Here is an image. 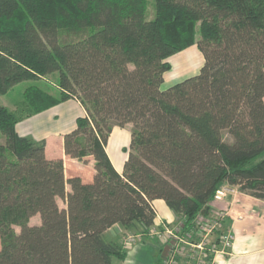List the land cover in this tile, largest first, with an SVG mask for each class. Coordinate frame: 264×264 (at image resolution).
Returning a JSON list of instances; mask_svg holds the SVG:
<instances>
[{"label":"trees","instance_id":"obj_1","mask_svg":"<svg viewBox=\"0 0 264 264\" xmlns=\"http://www.w3.org/2000/svg\"><path fill=\"white\" fill-rule=\"evenodd\" d=\"M147 1L0 0V95L53 74L59 90L32 85L18 109L0 104V264H121L105 232L148 230L154 200L186 224L224 185L264 200V0H152V14ZM193 45L198 73L161 87L167 58ZM68 97L85 115L64 151L93 157L90 183L15 130ZM126 124L118 173L105 146Z\"/></svg>","mask_w":264,"mask_h":264},{"label":"crops","instance_id":"obj_2","mask_svg":"<svg viewBox=\"0 0 264 264\" xmlns=\"http://www.w3.org/2000/svg\"><path fill=\"white\" fill-rule=\"evenodd\" d=\"M162 85L161 87L165 88ZM84 115L85 110L80 102L75 98L68 97L53 107L22 119L16 124L15 130L21 136L29 137L35 141L43 140L46 158L63 161L65 178L78 176L82 182L90 183L95 174L93 157H86V161L71 158L65 154L63 146L64 135L72 131L76 126L77 118ZM131 128V124H126L123 127L115 126L107 139L105 151L113 168L118 173L122 172L123 164L127 158L123 151L128 146ZM112 138L115 144L110 147L109 142ZM66 190H70L68 185ZM231 190L233 193H229L227 196H222L219 199L213 197L214 205L211 210L226 209L223 230H230L233 233L231 247L226 254L216 256V264H264V200L249 196L237 188H228V191ZM153 205L156 217L154 225L151 227L161 223L174 224L176 222L175 213L165 205L163 200H154ZM36 216L38 215L30 218L29 224L33 221V224H38ZM150 228L144 232L128 233L140 234L138 241L131 245H125L123 239L117 241L108 236L109 233L116 235L121 232L123 238L124 234L117 225L105 232L107 239L123 245L125 258L121 264L162 263L164 246L149 234ZM177 264H185V257L179 256Z\"/></svg>","mask_w":264,"mask_h":264},{"label":"built area","instance_id":"obj_3","mask_svg":"<svg viewBox=\"0 0 264 264\" xmlns=\"http://www.w3.org/2000/svg\"><path fill=\"white\" fill-rule=\"evenodd\" d=\"M225 191L227 187H220L214 198H221ZM211 213L198 214L190 224L176 219L174 224L161 223L150 228L149 234L164 246L161 264H177L179 256L185 257V264H216V256L227 253L233 235L230 230H223L226 213L218 210ZM213 235L216 240L211 239ZM139 238L140 234H127L124 244H134Z\"/></svg>","mask_w":264,"mask_h":264},{"label":"rangeland","instance_id":"obj_4","mask_svg":"<svg viewBox=\"0 0 264 264\" xmlns=\"http://www.w3.org/2000/svg\"><path fill=\"white\" fill-rule=\"evenodd\" d=\"M147 9L149 14H152L153 11V2L152 0L147 1ZM199 33H196V38L198 39ZM167 60L170 63V69L164 74V83H162L164 87H168L170 85H173L187 77L196 75L201 68L203 64V55L200 52V50L197 48L196 45H193L191 47H188L180 52H177L167 58ZM58 80L57 74H53L48 76L46 80H36V81H24L21 82L17 85H15L7 94L5 95H0V104L5 105L9 110L14 111L15 109H18L22 103L24 102V97H23V92L28 86L36 85L38 87H41L42 89L58 94L59 90L56 86ZM1 138V137H0ZM115 138V137H114ZM131 138V137H130ZM109 142V141H108ZM107 144V143H106ZM115 144V141H113V138L109 142V146L113 147ZM130 144V139L128 142L127 148L123 151L126 155H128V148ZM124 165V164H123ZM221 187H228V188H234L230 187L228 185H224ZM227 188V189H228ZM233 193V191H225L223 193V197L227 196V194ZM58 205L60 208H65V203L63 200L58 199L57 201ZM214 205V202L212 204V207ZM211 207V208H212ZM214 210H218L221 212L226 213V209L222 208H215ZM211 209L210 212L211 213ZM214 212H212L209 215H212ZM36 221L39 223V216H36ZM185 221V220H183ZM34 222V221H33ZM31 222V224H33ZM14 230L16 232H19V227L18 226H13ZM231 234L233 235L232 231H230ZM110 238L115 239L117 241L123 239L125 241V235H123L122 238V233L118 232L116 235H112L109 233L108 235ZM212 240H216V235L211 236Z\"/></svg>","mask_w":264,"mask_h":264}]
</instances>
